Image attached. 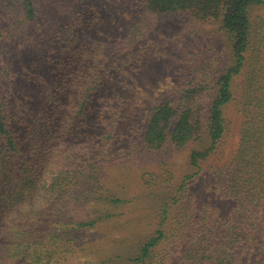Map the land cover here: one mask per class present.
Here are the masks:
<instances>
[{"label":"trees","instance_id":"1","mask_svg":"<svg viewBox=\"0 0 264 264\" xmlns=\"http://www.w3.org/2000/svg\"><path fill=\"white\" fill-rule=\"evenodd\" d=\"M68 1L62 5L55 2L56 21L50 23L54 16L45 8L50 0H0V18L12 8L17 13L15 26L22 25V21L34 23L39 34L35 38L37 52H49L45 48L50 52H75L77 59H83L80 63L83 68L76 69L80 75L70 76L73 86L60 90L66 95L73 94L71 89L79 84L76 109L84 112L83 121L72 118L76 123L72 122L68 129L63 123L53 126L48 123L49 118L44 119L46 137L53 143L49 154L41 149L31 150L30 158L17 163L6 178H0V199L5 196L8 201L0 202V212L4 211L8 219L6 233L13 229L12 223L22 219L16 212L34 210V218L27 222L25 218L26 224H21L15 245L8 243L0 248V260L16 253L24 258V254H29L28 249L34 248L35 257L30 264H71L70 260L77 255H90L95 264H162L165 251L162 247L169 240L174 211L182 208L190 181L201 172V164L218 151L227 129L225 108L236 101L244 116L240 142L231 161L217 168L215 188L216 200L228 201L232 207L225 214L219 205L207 203L193 215H182L183 234L177 238L178 246L184 247L179 264H242V257L245 254L251 257L252 247L258 244V233H264V221L258 216L264 208V35L251 18L254 8L264 7V0H140V10L147 15L188 14L194 20L218 24L230 37L231 65L215 76H207L212 83L198 75L191 76L178 100L157 104L149 112L143 130L137 134L138 140L131 141L128 148L116 136L108 142L110 135L93 136L87 116L91 105L85 109L90 92L97 93L99 99H111V89L115 91L113 97L118 95L121 82L107 66L112 33L108 29L99 31L101 26L107 28L116 22L114 5L110 0H74L71 7ZM22 12L26 19L21 18ZM0 48L3 50V44ZM46 58L49 60L51 56ZM4 69L0 83L9 78L8 68L4 66ZM237 78H242L241 88L236 85ZM7 86V83L0 86L1 154L6 150L18 153L20 147L17 128L10 119ZM56 96L60 95L53 97ZM113 111L115 108L110 113ZM132 137L129 135L131 140ZM205 142L206 147L198 148V144ZM169 146L177 150L193 147L189 161L197 172L165 188L161 187L166 178L154 181L155 190L166 194H159L156 204H152L154 208L149 210L151 218L146 223L153 229L144 232L143 242L129 250L122 246L129 241L124 233L128 224L124 209L133 201L126 198L124 171L130 170V163L136 164L141 149L161 151ZM135 148L138 150L133 151ZM7 156L10 155L1 156L0 176L10 160ZM113 163L118 178L111 183L106 166ZM146 191L149 197L155 196L150 185ZM49 201L55 203L57 211L46 219L42 207ZM78 205H90L91 214L84 220L69 222ZM104 227L117 229L121 236L112 238L103 234V239L100 235L98 239L89 238V230L98 228L102 233ZM22 247L26 249L24 253Z\"/></svg>","mask_w":264,"mask_h":264},{"label":"rangeland","instance_id":"2","mask_svg":"<svg viewBox=\"0 0 264 264\" xmlns=\"http://www.w3.org/2000/svg\"><path fill=\"white\" fill-rule=\"evenodd\" d=\"M58 1L61 5L65 2V0H50L49 7H45L52 13L50 16L58 8L57 3L55 4ZM110 1L117 13L116 22H111L107 28L101 26L99 31L108 29L112 33V40L108 46L107 66L121 83L117 97H113L115 91L111 89L109 96L111 99H99L97 93L90 92L85 101V109L91 105L87 116L93 136L110 135L106 142L116 136L121 140L120 143L128 148L131 141L135 138L138 140L137 134L143 130L149 112L157 104L167 100H178L191 76L198 75L201 80H208L207 76H215L218 71L221 72L231 65L230 37L221 31L215 22L197 21L188 14L147 15L140 10V0ZM74 3V0L68 1L71 7H74ZM16 15L17 13L10 8L4 11L0 18V45L3 44L4 47L3 50L0 48V78L2 71L5 70L4 66L9 70V78L1 82L0 86L8 84L10 91L6 94V98L11 104L10 119L20 137L18 153L7 150L0 153V171L1 156L10 155L7 156L10 160L6 169L1 172L2 179L7 177L8 171L15 169L17 163L22 164L30 158L31 150L41 149L49 154V147L53 143L49 137H46L48 129L44 126L47 122L44 119L49 118L48 123L53 126L63 123L66 129L72 122L76 123L71 120L72 118H77L79 120L77 122H82L84 119V116H81L84 112H77L76 109L79 104V97H76L79 84L77 88L71 89L73 94L66 95V92L62 93L60 90L73 86L74 81L70 76L80 75L76 69L83 68V65H80L83 59H77L75 52H50L46 48L43 50L49 52H37L38 43L35 38L39 34L34 30V23L22 21V25L15 26ZM53 16L50 23L56 21V15ZM21 18L26 19L24 14ZM251 18L260 34L264 35V7L254 8ZM43 43L41 41V45ZM48 56H51L49 60L46 58ZM208 82L212 83L209 80ZM236 85L241 88L242 78H237ZM56 94L60 96H56L55 99L53 96ZM114 108L115 111L110 113ZM225 117L227 129L218 151L201 164V172L190 181L189 193L182 202V208L174 211L169 224V240L162 247L165 250L162 264H179L184 249L178 246L177 238L178 235L183 234L180 229L182 215H193L207 203L219 205V209L225 214L232 207L228 201L216 200L215 188L217 168L231 161L240 142L244 116L239 112L236 101L225 108ZM55 120L60 122L55 123ZM129 135H133L132 140ZM206 145L207 142L197 146L203 149ZM192 148L189 146L177 150L169 146L161 151L141 149L136 164H129L130 170L124 171L123 186L127 188L126 198L132 200L133 204L124 209V219L128 223L124 233L129 241H125L122 246L129 250L135 248L145 239L144 232L153 229L146 223L151 218L148 214L149 210L154 208L152 204H156L159 194H166V191L155 190L157 188L153 187L154 181L166 178L167 182L161 187L165 188L172 182L178 184L186 175L197 172L189 161ZM135 150L138 149H133ZM125 158L127 159L128 156ZM128 172H131V175ZM106 173L111 177L109 178L111 183L118 178V170L114 168V163L106 166ZM147 185H150V190H154L155 196L149 197L147 195L149 191L144 192ZM14 197L16 198V195ZM2 201L3 204L8 202L5 196L0 199V202ZM13 208L11 206L10 210ZM42 208L46 219L54 216L57 211L55 203L50 201ZM33 211L29 208L26 213L16 212L17 216L22 215V219L13 221L14 225L13 223L11 225L13 229L8 230V233H6L7 214L4 211L0 212V248L6 247L8 243L15 245L17 233L22 230L21 224H26L25 218L26 222L34 218ZM72 214L74 217L69 218V222L84 220L91 214L90 205H78L77 210ZM258 216L260 221H264V208L259 211ZM15 218L14 215L13 219ZM62 221L66 222L64 219ZM141 221L144 223L139 225ZM112 230L104 227L102 233H99L101 229L95 228L89 230L87 234L90 235L89 238L96 236V239L99 238L97 235L103 234L111 235L112 238L121 236L117 229H114V232ZM258 238V244L251 249V257H246L245 254L242 257V264H264V233L259 232ZM21 250L24 253L26 249L22 247ZM28 253L24 254V258H19L16 253L15 256L10 255L7 260L5 258L0 262L30 264L35 257L32 255L34 248L28 249ZM70 263L95 264V259L90 255H77L70 260Z\"/></svg>","mask_w":264,"mask_h":264}]
</instances>
